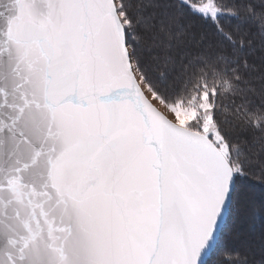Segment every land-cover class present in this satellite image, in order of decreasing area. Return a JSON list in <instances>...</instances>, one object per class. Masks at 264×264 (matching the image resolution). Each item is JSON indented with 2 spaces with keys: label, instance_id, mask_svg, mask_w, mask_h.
<instances>
[{
  "label": "snow or ice",
  "instance_id": "snow-or-ice-1",
  "mask_svg": "<svg viewBox=\"0 0 264 264\" xmlns=\"http://www.w3.org/2000/svg\"><path fill=\"white\" fill-rule=\"evenodd\" d=\"M241 218L264 264V0H0V264H250Z\"/></svg>",
  "mask_w": 264,
  "mask_h": 264
},
{
  "label": "trees",
  "instance_id": "trees-1",
  "mask_svg": "<svg viewBox=\"0 0 264 264\" xmlns=\"http://www.w3.org/2000/svg\"><path fill=\"white\" fill-rule=\"evenodd\" d=\"M202 27L208 28L209 26L204 25L203 22H200ZM210 30V28H209ZM262 53L257 50L254 60L255 63L258 65L261 63V57ZM257 195H259V189H257ZM230 223V244L232 247L236 248L239 253H241L244 256H247L250 264H254L256 260L261 261V252H260V243L258 236L254 235L250 229L249 226L245 223L243 218L235 221L234 223ZM237 230V231H236ZM236 232H241V234H244L243 242L240 244H233V237L236 234ZM251 236L249 239L246 236ZM243 236V235H242ZM244 243V244H242ZM249 249V250H247Z\"/></svg>",
  "mask_w": 264,
  "mask_h": 264
},
{
  "label": "rangeland",
  "instance_id": "rangeland-1",
  "mask_svg": "<svg viewBox=\"0 0 264 264\" xmlns=\"http://www.w3.org/2000/svg\"><path fill=\"white\" fill-rule=\"evenodd\" d=\"M246 237L249 239L251 236L247 235ZM243 238H244V234H241V232H236V234L233 237V242H234L233 244H237V245H238V243L240 244L241 242H243ZM242 244H244V243H242ZM247 250H249V249H247ZM254 264H260V261L256 260Z\"/></svg>",
  "mask_w": 264,
  "mask_h": 264
}]
</instances>
